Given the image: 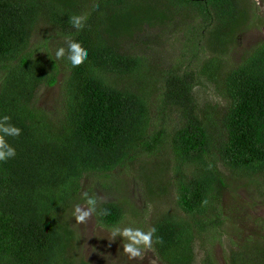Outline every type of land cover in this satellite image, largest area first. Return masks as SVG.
I'll use <instances>...</instances> for the list:
<instances>
[{
	"label": "trees",
	"instance_id": "obj_1",
	"mask_svg": "<svg viewBox=\"0 0 264 264\" xmlns=\"http://www.w3.org/2000/svg\"><path fill=\"white\" fill-rule=\"evenodd\" d=\"M246 4L0 0V119L7 115L9 123L21 129L19 136H5L16 155L0 161V264H77L76 234L66 217L82 199L83 176L108 175L134 165L150 194L165 192L172 177L176 202L185 214L161 212L151 220L159 259L165 264L195 263L194 235L222 223L218 207L230 188L229 179L246 177L250 182L263 176L258 190L264 189V40L227 69L221 57L247 24ZM191 12L210 26L212 41V55L196 68H164L126 48L135 34L151 29L164 35L161 27ZM73 15L85 18L81 29L69 22ZM41 23L62 36L54 50L48 38L33 41ZM201 26L190 24L182 35L191 51L197 45L188 34H196ZM69 39L88 53L79 67L69 68L65 59L55 56ZM118 77L131 78V84L118 85ZM201 78L228 101L222 114L213 102L197 108L193 90ZM55 84L62 88L64 114L53 121L35 97L41 87ZM157 89L158 117L151 129L150 105ZM172 107L177 118L168 126ZM163 148L174 158L171 173L157 155ZM152 155L157 160L142 158ZM102 209L110 214L100 215ZM124 211L118 201H101L95 215L112 227ZM207 261L206 252L202 263ZM230 262L264 264V245L232 251Z\"/></svg>",
	"mask_w": 264,
	"mask_h": 264
},
{
	"label": "rangeland",
	"instance_id": "obj_2",
	"mask_svg": "<svg viewBox=\"0 0 264 264\" xmlns=\"http://www.w3.org/2000/svg\"><path fill=\"white\" fill-rule=\"evenodd\" d=\"M260 4L262 7H257L254 0H247V24L237 31L235 44H231L221 55L225 69L237 64L244 53L264 40V0H260ZM172 23L173 25L169 27H161L160 31L165 30L164 35H159V31L151 29L146 34H135V38L126 43V48L130 52L148 55L152 61L164 68L182 66L181 70L185 66L196 68L199 62L212 55V41L209 39L210 26L205 25L194 12L185 18H176ZM190 24H202L196 34H188L192 43L197 45L193 51L182 37L187 33V27ZM45 38L51 41L49 49L54 50L62 36H58L54 30L51 31L50 27L41 23L33 41L39 43ZM185 45L187 48L182 52ZM117 82L118 85L126 87L131 84V78L118 77ZM61 89L59 84L46 85L40 88L35 97L36 105L41 107L53 121L62 118L64 114ZM193 92L194 102L199 109L203 104L213 102L218 104L222 114L228 106V101L216 92L215 86L203 78L200 79V83L195 86ZM157 93L159 90L153 92V99H151L150 109L153 122L151 129L155 127L158 117L156 104L160 100L157 99ZM168 111L169 117L166 122L168 126H172L177 114L174 108ZM219 132L222 133L221 130ZM157 155H160V160L168 164L167 170L171 173L169 167L171 168L174 158L170 149L163 148ZM142 158L146 162L157 160L153 155ZM136 168L134 165L129 169H115L108 175L92 172L83 176L80 193L82 199L74 203L66 217L76 234L75 259L77 264H81V261L83 264H149L150 259L155 260V264H165L159 259L154 248L146 252L143 260L129 261L123 253L125 242L123 238L118 235L114 240H109L111 230L115 227L130 226L147 232L151 228V220L161 212L185 217L176 202L178 191L175 180L170 177L166 191L160 195L150 194L138 177L139 170ZM262 179L263 176H256L250 182L246 177L229 179L230 188L223 193L218 207L222 223L218 226L207 227L200 234L194 235L196 254L194 264H203L202 259L206 252L210 257V262L207 261V264H230L232 251L264 245V189L260 187L262 190L260 192L258 190V184ZM84 191H87L90 196H103L105 198L103 201L122 203L125 208L124 217L112 227L98 222L95 214L87 223L77 224L72 213L76 205L85 206V199L82 196ZM98 202L101 201L98 200Z\"/></svg>",
	"mask_w": 264,
	"mask_h": 264
},
{
	"label": "clouds",
	"instance_id": "obj_3",
	"mask_svg": "<svg viewBox=\"0 0 264 264\" xmlns=\"http://www.w3.org/2000/svg\"><path fill=\"white\" fill-rule=\"evenodd\" d=\"M254 2L257 7H262L260 0H254ZM84 20V17L78 15L69 18V22L76 29H81L84 26ZM66 43V48L60 47L56 50V58L65 59L69 68L79 67L87 59V51L77 41L69 39ZM10 119L7 115L0 119V161H7L16 155L15 148L5 140V136H19L21 129L9 123ZM82 196L85 199V206L76 205L72 213L77 224L87 223L93 214L97 212L98 200L103 201L105 199L103 196H90L87 191H84ZM109 214V209L100 211V215L106 216ZM155 232V227L150 228L147 232L130 226L115 227L111 230L109 240H114L119 235L125 241L123 243V253L128 260H143L146 252L153 249V235ZM156 242H161V238L156 237ZM149 264H155V260L150 259Z\"/></svg>",
	"mask_w": 264,
	"mask_h": 264
}]
</instances>
